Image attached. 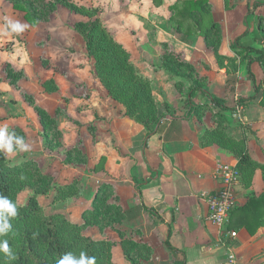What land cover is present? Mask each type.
I'll return each mask as SVG.
<instances>
[{"label": "crops", "instance_id": "1", "mask_svg": "<svg viewBox=\"0 0 264 264\" xmlns=\"http://www.w3.org/2000/svg\"><path fill=\"white\" fill-rule=\"evenodd\" d=\"M177 1L182 0H162L160 5L143 1L154 20L148 29L140 22L144 34L135 46L140 50L136 55L131 46L119 40L128 50L136 71L151 79L158 112L164 115L158 131L147 136L144 126L124 115L123 106L108 95L97 77L91 85L71 83L63 87L50 75L48 79H53L57 90L48 92L42 85L46 96L71 120L57 125L60 145L66 150L76 147L86 158L74 178L58 183H69L78 176L82 180L77 195L60 200L66 207L60 213L72 222L82 223V212L91 208L96 191L107 184L117 199L110 201L120 205L125 213L121 224L114 226L124 231L126 238L150 249L146 264H230L228 255L234 256V264H264V227L250 234L244 227L229 228V215L222 227L206 219L207 194L220 188L215 172L217 162H236L229 151L217 145L202 146L201 136L214 128L212 113L218 112V108L210 104L207 96L197 93L195 102L208 104L211 109L185 118L189 82L159 67L167 45L169 51L191 64L198 76L205 79L210 94L225 98L231 107L240 98L253 96L234 112H220L228 122L227 132L237 139L245 137L253 157L264 161V106L258 103L261 92H255L248 72L249 67L258 82L264 67L257 61L248 66L245 54L236 55L231 48L232 40L239 35L242 44L258 49L264 46V22L263 28H259L264 0H205L209 12L200 14L205 20L216 22L220 29L218 53L235 57L238 63L236 71L229 73L219 66L202 31L185 22L176 29L169 20L168 6ZM258 2L262 4L257 5ZM141 17L149 19L147 14L142 13ZM177 82L182 83L181 88L175 87ZM79 88L86 89V95L80 97L75 92ZM42 108L52 116L44 105ZM263 191L262 173L257 169L248 188L236 186L233 208L244 205L248 196ZM231 232H235L234 237ZM84 233L113 243L114 264H130L123 256L116 230L87 226ZM166 240L175 250L166 247Z\"/></svg>", "mask_w": 264, "mask_h": 264}, {"label": "trees", "instance_id": "2", "mask_svg": "<svg viewBox=\"0 0 264 264\" xmlns=\"http://www.w3.org/2000/svg\"><path fill=\"white\" fill-rule=\"evenodd\" d=\"M8 1L13 9L23 13L24 19L31 25L46 20L59 5L86 17V20L75 22L73 30L82 39L86 55L93 60L94 72L100 84L114 101L123 106L125 116L144 126L147 136L158 131L160 120L164 115L158 112L152 94L151 79L136 71L128 50L113 37L99 18L98 8L79 5L72 0ZM151 1L155 5L162 4V0ZM258 4L262 3L258 2ZM168 9L171 12L169 20L176 25V29L180 28L182 19L189 20L191 26L202 31L204 41L214 51L219 66L225 67L227 73L236 71L238 66L236 58L225 57L218 53L221 32L217 23L205 20L200 14L209 12V4L205 0L177 1L169 5ZM139 20L145 28L151 27L143 17H139ZM259 22V28L262 29L264 17H260ZM241 38L242 35H239L231 42V48L236 55L245 54L248 66L257 61L264 67V46L258 49L242 44ZM164 46L165 52L161 55L159 67L169 71L173 76L182 77L189 82L185 99L187 109L184 117L188 118L196 113L200 116L201 112L211 109L208 104L195 102L194 96L197 93L207 96L210 104L218 108V112L212 113L214 128L207 129L201 136L202 146L217 145L229 151L236 158L239 184L242 187L248 188L251 185L254 172L257 169L261 170L264 182V161L261 162L253 157L245 137L237 139L227 132L228 122L224 114L220 112L226 110L234 112L237 106H242L244 100H250L253 96L240 98L237 104L231 107L225 98L208 92L205 79L198 76L191 64L169 51L167 45ZM248 72L255 92H261L258 103L264 106V75L257 82L249 67ZM12 73V69L8 67L7 74L13 78ZM43 87L48 92L57 90L52 78L44 81ZM175 87L181 88L182 83H175ZM29 103L33 105L44 132H56L58 135L57 144L60 146L61 132L55 118L31 99ZM66 153L80 154L82 158L78 163L86 162L85 156L76 147L68 149ZM64 163H71L70 157ZM26 188L32 189L33 192L24 205H19L18 194ZM53 188L55 189L52 197L54 201L75 196L81 189L77 179L65 184H53V179L49 174L41 173L38 168L31 169L27 162L10 164L4 151L0 150V194L7 196L17 208V215L9 218L11 226L9 232L0 236V240L8 241L15 258L10 259L0 252V264H57V261L66 254H71L74 260H79L83 255L86 260L95 257V264H114L111 254L113 243L106 239H97L86 235L84 229L87 226H98L101 230L110 227L116 230L120 237L119 244L124 258L130 264H146L150 249L133 239L126 238L124 231L114 226L121 224L125 213L120 205L110 201V198L114 201L117 199L116 196H113L109 185L104 184L98 188L92 199L91 208L82 212L83 222L80 224L70 221L60 212L44 213L38 196L47 194ZM137 188L139 189V186ZM148 210L154 212L150 208ZM261 226L264 227V191L248 196L244 205L232 208L228 227H244L250 234H254ZM165 245L168 249L175 250L167 240Z\"/></svg>", "mask_w": 264, "mask_h": 264}, {"label": "rangeland", "instance_id": "3", "mask_svg": "<svg viewBox=\"0 0 264 264\" xmlns=\"http://www.w3.org/2000/svg\"><path fill=\"white\" fill-rule=\"evenodd\" d=\"M72 1L79 5L98 8L99 18L113 37L131 46L135 55L140 52L135 48L140 41L141 33L144 34V30L140 29L139 17L142 13L147 14L149 17L147 22L150 25L154 20L149 16L150 11L144 0ZM4 17L27 23L29 27L19 35L13 34L8 37L0 35V125L7 124L10 131H14L30 146L29 151L16 150L11 154L4 152L5 156L10 164L27 162L31 169L38 168L41 173L49 174L53 184L70 180L77 174L76 169L80 171L84 165L78 163L82 157L80 154H67L62 144L58 146L56 132H44L29 100L49 109L59 127L71 121L69 116L62 115L58 104L46 96L42 85L50 75L55 76L57 83L63 87H68L71 83H77L79 86L94 84L96 75L93 60L86 55L82 39L73 30L75 22L87 18L59 5L46 20L31 25L24 19L22 12L12 8L8 0H0V25H3ZM162 17L159 16V19H163ZM181 22L191 25L186 18ZM8 67L13 71L11 74L14 75L13 78L7 74ZM63 90L67 91V88ZM75 92L80 97L86 95L84 88L76 89ZM79 127L82 128V124H79ZM60 140L59 138V142ZM69 157L71 163L65 164ZM78 177L80 184L82 180L80 176ZM54 191L53 188L47 194L38 196L45 214L60 212L66 208L61 201L53 200ZM32 192L30 188L20 192L17 197L18 204L24 205ZM78 215L80 217V214ZM88 231L91 233V230Z\"/></svg>", "mask_w": 264, "mask_h": 264}, {"label": "clouds", "instance_id": "4", "mask_svg": "<svg viewBox=\"0 0 264 264\" xmlns=\"http://www.w3.org/2000/svg\"><path fill=\"white\" fill-rule=\"evenodd\" d=\"M4 23L0 25V35L12 36L19 35L29 27L27 23H21L18 20H13L9 17L3 18ZM0 150L6 153H14V151H29L30 146L25 143L24 139L18 136L14 131H10L7 124L0 125ZM17 215L16 205L2 194H0V236L6 235L10 230L9 218ZM0 252L10 259H14V254L9 247L8 241L0 240ZM57 264H95V257L85 259L83 255L79 260H74L71 254H66L62 259L57 261Z\"/></svg>", "mask_w": 264, "mask_h": 264}, {"label": "built area", "instance_id": "5", "mask_svg": "<svg viewBox=\"0 0 264 264\" xmlns=\"http://www.w3.org/2000/svg\"><path fill=\"white\" fill-rule=\"evenodd\" d=\"M216 176L220 182V188L217 191L207 194L208 211L206 219L217 227L225 225L230 210L234 206V192L239 184V173L236 162H217ZM231 237L235 232L230 233ZM230 264H234V256L228 255Z\"/></svg>", "mask_w": 264, "mask_h": 264}]
</instances>
